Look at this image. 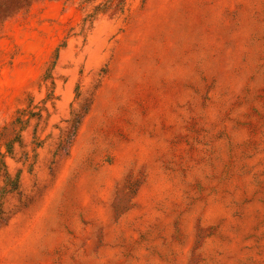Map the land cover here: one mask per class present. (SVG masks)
I'll return each instance as SVG.
<instances>
[{"label": "rangeland", "instance_id": "rangeland-1", "mask_svg": "<svg viewBox=\"0 0 264 264\" xmlns=\"http://www.w3.org/2000/svg\"><path fill=\"white\" fill-rule=\"evenodd\" d=\"M0 264H264V0H0Z\"/></svg>", "mask_w": 264, "mask_h": 264}]
</instances>
